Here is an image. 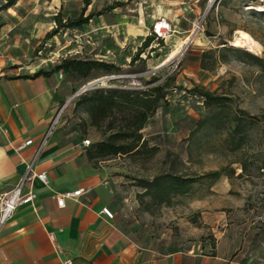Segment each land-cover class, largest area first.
Returning a JSON list of instances; mask_svg holds the SVG:
<instances>
[{"label": "rangeland", "instance_id": "374dc122", "mask_svg": "<svg viewBox=\"0 0 264 264\" xmlns=\"http://www.w3.org/2000/svg\"><path fill=\"white\" fill-rule=\"evenodd\" d=\"M43 2H19L25 18L13 36L14 49L22 50L20 61H47L52 67L63 57H89L121 67L87 78L65 74L75 83L73 94L101 79L70 99L60 115L64 130L90 139L86 148L106 131L91 124L84 106L75 107L80 93L98 87L142 89L152 74L175 75L168 106L141 130L144 144L130 154L93 160L108 171L103 192L130 240L161 252L206 247L224 255L227 264H264V67L241 52L264 59V0H60L59 11L52 0ZM110 5L115 7L79 26L57 27L54 21L58 13L64 22L84 6L87 15ZM162 18L170 30L143 48L144 62L130 65ZM239 30L260 50L235 46ZM136 32L141 41L121 46ZM179 45L183 50L162 64ZM195 86L220 96V102L206 105ZM237 115L241 122L235 126ZM166 176L196 180L183 194L155 196L158 189L148 183Z\"/></svg>", "mask_w": 264, "mask_h": 264}, {"label": "crops", "instance_id": "0c3cea01", "mask_svg": "<svg viewBox=\"0 0 264 264\" xmlns=\"http://www.w3.org/2000/svg\"><path fill=\"white\" fill-rule=\"evenodd\" d=\"M20 1L0 9V197L24 174L52 119L76 87L62 71L34 76L51 68L47 61L19 60L22 50L14 49L13 33L25 18L24 11L18 12ZM52 4L59 11L60 0ZM141 37V32L128 35L121 46ZM28 139L31 144L17 149ZM84 139L64 130L58 120L34 164L36 172H46L47 181L33 179V205L20 206L0 229V264H227L224 255L206 247L161 252L131 241L115 217L102 211L114 209L103 192L108 171L89 159ZM80 188V195L58 206L57 197Z\"/></svg>", "mask_w": 264, "mask_h": 264}, {"label": "trees", "instance_id": "16d2710c", "mask_svg": "<svg viewBox=\"0 0 264 264\" xmlns=\"http://www.w3.org/2000/svg\"><path fill=\"white\" fill-rule=\"evenodd\" d=\"M5 1V4L1 5L0 9L8 8L17 2V0ZM114 7L110 5L103 10L97 12L90 11L87 15H84L86 11V6H84L77 17L68 18L62 22L58 13L55 15L54 21L57 27L69 28L79 26L88 23L93 16L101 15L106 10H111ZM55 28H52L46 37H50L56 31ZM154 36L150 35L144 39L143 43L131 57L130 65L136 60L145 61L139 55L143 48L152 41ZM232 49L235 52H240L237 48ZM241 52L260 62L264 67V59L246 51ZM119 70H121L119 65L100 59L63 57L59 59L58 63L52 65L49 70H39L34 76L48 75L51 71H62L66 75L87 78L94 71L112 72ZM175 86V75L169 74L161 77L152 74L146 81V86L142 89L98 87L80 93L76 98L75 107L84 106L90 115L91 124L96 127H104L106 131L103 139L95 141L92 147L87 149L89 159H103L110 155L130 154L138 150L144 144L141 130L162 106H168V89ZM75 90L76 87L74 88ZM194 90L204 97L206 105L219 103L221 100L220 96H216L198 86H195ZM240 118L238 115L234 118L236 122L235 126H238L241 122ZM159 179V177H155L148 185L155 186L158 189L155 196L162 197L168 193L174 195L183 194L188 191L190 185L196 180L193 177L182 178L179 176H166L161 181ZM145 188H148V186L146 185Z\"/></svg>", "mask_w": 264, "mask_h": 264}, {"label": "built area", "instance_id": "2783aa9c", "mask_svg": "<svg viewBox=\"0 0 264 264\" xmlns=\"http://www.w3.org/2000/svg\"><path fill=\"white\" fill-rule=\"evenodd\" d=\"M170 30V23L165 19H159L152 25V32L156 37L163 38L165 33ZM1 57V53H0ZM75 95L73 94L70 99H72ZM69 99V100H70ZM68 100V101H69ZM68 101L64 103L60 109L57 111L55 117L52 119L48 131L46 135L43 137L40 145L36 150V154L34 158L28 163L24 174L20 177L18 182L8 191L4 192L0 197V229L7 223V221L12 217V215L17 211V209L22 205H33L37 194L35 192L33 186V179L37 177L43 182L47 181L46 172H36L34 169L35 160L45 145L49 134L56 127L58 120L60 119V115L67 105ZM32 143L31 139L26 140L22 145L18 146L17 149H21L25 145H29ZM91 143L90 139L86 138L83 140V145L88 146ZM83 191V188L77 189L75 191H69L57 197V204L59 207L64 206V199L67 197H74L80 195ZM103 213L109 217L113 218V212L108 208L104 207L102 209ZM66 264H71V261H66Z\"/></svg>", "mask_w": 264, "mask_h": 264}, {"label": "bare ground", "instance_id": "6f19581e", "mask_svg": "<svg viewBox=\"0 0 264 264\" xmlns=\"http://www.w3.org/2000/svg\"><path fill=\"white\" fill-rule=\"evenodd\" d=\"M235 46L242 47L243 49H248L252 52H257L260 50V45L253 39L247 32L239 30L237 32V35L234 39ZM183 50L182 46H177L172 52L168 55V57L162 62H166L170 58H172L174 55L180 53Z\"/></svg>", "mask_w": 264, "mask_h": 264}, {"label": "water", "instance_id": "95a60500", "mask_svg": "<svg viewBox=\"0 0 264 264\" xmlns=\"http://www.w3.org/2000/svg\"><path fill=\"white\" fill-rule=\"evenodd\" d=\"M112 77H114V76H109V77H105V78H112ZM105 78H103V79H105ZM103 79H102V80H103ZM99 80H101V79H96V80H94V81H92V82L87 83L86 85H84V86L80 89V91L85 90L88 86H90L91 84H93V83H95V82H97V81H99ZM80 91H77L76 93H74V95H77Z\"/></svg>", "mask_w": 264, "mask_h": 264}]
</instances>
